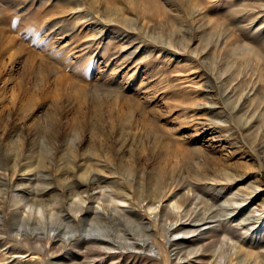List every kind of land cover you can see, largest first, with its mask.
<instances>
[{"label": "rangeland", "instance_id": "obj_1", "mask_svg": "<svg viewBox=\"0 0 264 264\" xmlns=\"http://www.w3.org/2000/svg\"><path fill=\"white\" fill-rule=\"evenodd\" d=\"M262 4L0 0V264H264Z\"/></svg>", "mask_w": 264, "mask_h": 264}, {"label": "bare ground", "instance_id": "obj_2", "mask_svg": "<svg viewBox=\"0 0 264 264\" xmlns=\"http://www.w3.org/2000/svg\"><path fill=\"white\" fill-rule=\"evenodd\" d=\"M263 6H264V4H262ZM220 173V172H219ZM216 183V182H215ZM244 193V192H243ZM245 199L247 200V199H249L252 195H250V193L248 192H246L245 193ZM23 198V197H22ZM188 198V197H187ZM244 198V197H243ZM24 199V198H23ZM83 199V198H82ZM106 200V199H105ZM227 200H229V199H227ZM245 200V201H246ZM20 201H22L21 200V198L18 196L15 200H14V202L17 204V205H19V203H20ZM155 205V204H154ZM32 206V205H31ZM35 206V208H36V205H34ZM33 206V207H34ZM20 207V206H19ZM152 207V206H151ZM31 208V207H30ZM39 208V207H38ZM43 208V207H42ZM150 208V207H149ZM184 208V207H183ZM21 209V208H20ZM40 209V208H39ZM38 211H40V210H38ZM43 211H44V209H43ZM42 211V212H43ZM194 211V210H193ZM196 211V210H195ZM194 211V212H195ZM28 214H30L29 213V211H26ZM41 212V218L43 219L44 218V214L43 213H45V212H43L42 213ZM156 212V211H155ZM38 213H40V212H38ZM158 213V212H157ZM46 215V214H45ZM200 215V214H199ZM157 216V215H156ZM185 219V218H184ZM255 219H256V217H255ZM258 219L259 220H263L264 219V217L263 216H259L258 217ZM173 223V222H172ZM182 223V222H181ZM192 223V222H191ZM26 224H28V223H19V227H16V228H14L13 227V230L16 232V235H17V237H20V240H21V242H24V243H30L32 240L34 241V243L36 242V243H38L42 248H44V244H42V243H39L44 237L43 236H41L40 234H38V233H35V232H30L29 230V228H27V226H26ZM45 224V223H44ZM43 224V225H44ZM175 224V223H174ZM170 225V224H169ZM176 225V224H175ZM163 227H164V225H163ZM43 228V227H42ZM98 229H101V230H103V231H106L107 230V228H106V226L105 225H100V224H94V225H92L91 227H90V231L91 232H89V233H87L86 234V236L84 237V239L80 242V243H84V244H90L91 245V243L92 244H100V243H105L104 241H102L99 237L100 236H103L101 233H96V231L98 230ZM32 230V229H31ZM189 230V229H188ZM94 231V232H93ZM2 230H0V237H1V234H2ZM166 232H167V230H166ZM168 233V232H167ZM177 233V232H176ZM179 233V232H178ZM56 236V235H55ZM54 236V234H49V235H47V239H48V243H49V241L52 239V238H54L55 237ZM76 235H73V236H68L67 238H63V241L65 242V241H71L74 237H75ZM105 236V235H104ZM80 245V244H79ZM129 245H130V247L131 248H133V249H135L136 248V245H135V243L134 242H131V243H129ZM161 250V249H160ZM13 251V250H12ZM25 252V251H24ZM154 253V252H153ZM158 253V252H157ZM160 253V252H159ZM161 256V255H160ZM163 256V255H162ZM181 259V258H180ZM35 264H36V262H35Z\"/></svg>", "mask_w": 264, "mask_h": 264}]
</instances>
